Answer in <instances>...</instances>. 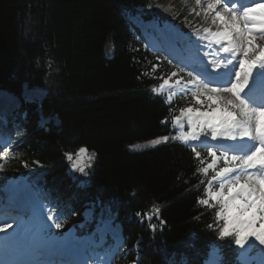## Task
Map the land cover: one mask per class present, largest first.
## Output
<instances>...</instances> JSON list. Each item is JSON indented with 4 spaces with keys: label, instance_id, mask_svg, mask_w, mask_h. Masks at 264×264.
I'll list each match as a JSON object with an SVG mask.
<instances>
[{
    "label": "trees",
    "instance_id": "1",
    "mask_svg": "<svg viewBox=\"0 0 264 264\" xmlns=\"http://www.w3.org/2000/svg\"><path fill=\"white\" fill-rule=\"evenodd\" d=\"M144 1L0 0V89L19 93L22 82L44 88L41 111L59 119L58 125L37 127L32 105L34 122L29 118L20 155L2 174H16L36 160L48 165L54 180L63 179L70 166L66 154L83 148L91 154L84 159L91 162L97 190L123 203L97 197L95 212L103 203L141 239L139 262L131 255L115 264H203L211 244L221 264H235L231 238L218 235L216 207L200 203L206 199L201 179L210 173L198 169L211 162L207 151L196 149L197 159L177 142L127 149L167 134L181 107L151 91L167 69L135 42L117 8ZM106 42L114 48L109 59Z\"/></svg>",
    "mask_w": 264,
    "mask_h": 264
},
{
    "label": "snow or ice",
    "instance_id": "2",
    "mask_svg": "<svg viewBox=\"0 0 264 264\" xmlns=\"http://www.w3.org/2000/svg\"><path fill=\"white\" fill-rule=\"evenodd\" d=\"M196 3L201 4L202 0H196ZM209 13L212 14V25L217 26L215 30L212 27L203 28L202 38L219 45V51L225 54L221 61L236 52L242 58H239V71L234 72V79L229 80L225 87H211L202 80L188 81L196 89L192 92L196 105H202L203 110L198 106L180 109L181 115L187 116L190 128L189 132L181 134L180 139L195 141L201 133H210L213 140L224 138V141L218 142L252 144L248 150L210 147L207 155L211 162L198 171L208 174L211 169L213 173L208 181V196L220 205L216 215L224 223L218 230L219 237L231 238L239 246H243L249 237H254L264 245V104H253L249 100L252 83L257 75L264 76V44L258 43V40L264 41V4H255L240 12L225 0H207L203 14L208 16ZM221 61L214 62L217 68L222 66ZM176 75V72L171 74L172 77ZM168 82L165 80L164 84ZM174 119L179 121L180 116ZM161 139L167 141L169 137ZM193 152L197 159L201 157L195 148ZM15 154L20 155L18 152ZM7 158L5 150L4 159ZM25 166L28 167L27 164ZM4 167L0 164V170ZM74 167L84 172L83 167ZM213 182H218L215 191L211 187ZM200 203L208 205L209 200H201ZM47 219L53 221L55 229L62 228L63 225L56 222L54 216L48 215ZM9 227L4 222L0 233L7 236ZM29 234L30 243L25 246L23 254L39 255L50 247L51 236L45 227L37 224L24 227L20 232L22 237ZM20 255L22 253L15 245L0 243V264H39L35 260L21 259Z\"/></svg>",
    "mask_w": 264,
    "mask_h": 264
},
{
    "label": "rangeland",
    "instance_id": "3",
    "mask_svg": "<svg viewBox=\"0 0 264 264\" xmlns=\"http://www.w3.org/2000/svg\"><path fill=\"white\" fill-rule=\"evenodd\" d=\"M157 1L158 2L161 1V3H162V5L156 6V11H157L156 13L157 14H164L167 18H169L171 20H174L175 19V14H176V9H177L178 10L177 11V14L180 12L183 15V17H181V21L182 22L184 21V19H186L188 21L190 20V22L191 21L202 22L201 21V18H204V17L200 16V14L201 13L202 14L204 13V10L206 9V6H207V2L206 1H203V0H202V3L201 4H197L196 3V0H157ZM211 15L212 14L209 13L208 16H206L207 17V21L210 19ZM154 23L157 24L156 21H154ZM168 25H166L165 27H163L161 29V34H164L165 35L166 28H170V26H172L171 23H169ZM173 30H174V28H173ZM209 44H207L208 49H210V45H211V44L210 45ZM107 47L110 49V54H111L112 53V46L109 43H107L104 46V49H105V52L104 53L109 56V54H107V50H108ZM188 55H190V51H188V53L186 54V58L189 60V63H190V57ZM239 58H241L240 55H239ZM238 62H239V60H238ZM236 68H237V65H236L234 71L236 70ZM232 79H233V73H232ZM175 91L177 92L176 89H175ZM180 92H183V89ZM43 94H44V91L41 88L34 87V88H26V89H24L21 96H22V98H23L24 101L27 100V101H37L38 102V99L41 98ZM11 99H12V97L10 95L0 94V111H5L6 110V108L8 106V102ZM0 113L2 114V112H0ZM41 121H42V123H45L46 122V119L41 120ZM185 121H188V118L185 119ZM157 139L158 138L151 139V140H147V141H142V142H135L133 144L127 145V149L130 150V151H136V150H143V149H147V148H150V147H154L155 145H157V144L160 143L159 141L156 142ZM91 153H93V152L91 151ZM9 192L11 193V190H9ZM20 194H22V193H20ZM11 195H13V193H11ZM11 195H7V194H5V192L3 193V196H5V197L7 196L8 200L11 197ZM0 210L2 212H4V208L1 205H0ZM47 215H48V213L45 212L44 213V217H43V220L45 222H46V216ZM32 218H34V217L29 216V219H32ZM35 218L38 219L39 216L38 217H35ZM35 224H37V223H35ZM9 225L12 226L13 224L10 223ZM103 226L104 225H102L101 228ZM111 227H112L111 228L112 230H109L108 233L109 234H114L113 233L114 225H111ZM54 230H55V228H54ZM102 231H103V233H105L106 232V229L103 227ZM66 232H68L69 234L73 235L74 230L71 228V229L67 230ZM65 233L61 237L65 236ZM122 249L123 248H121V250ZM108 253L110 255V252H108ZM258 260H259V263L264 264V248L261 249V251L259 252ZM99 261H102V259H100Z\"/></svg>",
    "mask_w": 264,
    "mask_h": 264
},
{
    "label": "bare ground",
    "instance_id": "4",
    "mask_svg": "<svg viewBox=\"0 0 264 264\" xmlns=\"http://www.w3.org/2000/svg\"><path fill=\"white\" fill-rule=\"evenodd\" d=\"M206 3V2H205ZM165 10V9H164ZM166 11V10H165ZM170 12V11H169ZM169 26V25H168ZM154 31V30H153ZM166 33H165V35L166 36H169V35H171V34H174L175 32H176V30L174 29L173 30V27L172 26H170V28H166ZM163 38H167V37H163ZM209 44V43H208ZM211 44V45H210ZM209 45H210V49H208V52H209V54L208 55H206V58L208 59V60H210V61H215V60H217V61H221V56H218V55H215V48H217V47H219V45H216V44H214V43H210ZM107 54H109L110 55V49L107 47ZM202 52H200L199 54H201ZM239 55H240V53L239 52H236V56H233V55H230V57H227V59L226 60H223V61H228V60H231L232 58L234 59V60H236V61H238L239 60ZM189 57H190V62H191V58L192 57H196L197 56V52H191L190 51V55H188ZM224 57V56H223ZM194 61H196V59H194L193 60V62ZM223 61H221V62H223ZM230 66H231V73H220V72H216V71H213V73H217L218 75H222V76H219V77H217V79L219 80V81H223L224 83V85H226L227 84V82L229 81V80H231L232 79V73L234 72V69H235V67H236V65H233V64H229ZM211 79L212 80H215V76H213V77H211ZM263 81H264V79H263ZM250 83H251V81H250ZM253 84H257V80L255 79V81L252 83V85ZM227 86V85H226ZM247 90V89H246ZM263 98L262 99H259V101L260 102H264V96H262ZM253 104H255V98H250L249 99ZM261 103V104H262ZM9 193V194H8ZM11 193H13V195H11ZM11 193L9 192V191H7V192H5V194H7V195H11V197L9 198V200H11V199H16V197L17 196H19L20 195V193H15V191H12L11 190ZM3 197H5V196H3ZM16 204H23V203H19V202H17ZM4 208V207H3ZM6 211V209H4V212ZM17 226H21V223H19V224H17ZM19 230H22V228L21 227H17L16 228V230H14V231H19ZM9 234H11V233H9ZM9 234H7V235H9ZM22 239V244H26L27 242H28V240L30 239V234L29 235H26V236H20L19 237V239ZM68 238H70V236L68 235V236H66V237H63L62 239H60V240H64V239H68ZM72 240L74 239V238H71Z\"/></svg>",
    "mask_w": 264,
    "mask_h": 264
}]
</instances>
